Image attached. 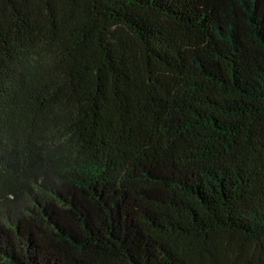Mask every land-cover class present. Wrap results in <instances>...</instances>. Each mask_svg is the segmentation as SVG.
<instances>
[{
  "label": "trees",
  "instance_id": "1",
  "mask_svg": "<svg viewBox=\"0 0 264 264\" xmlns=\"http://www.w3.org/2000/svg\"><path fill=\"white\" fill-rule=\"evenodd\" d=\"M0 264H264V0H0Z\"/></svg>",
  "mask_w": 264,
  "mask_h": 264
}]
</instances>
